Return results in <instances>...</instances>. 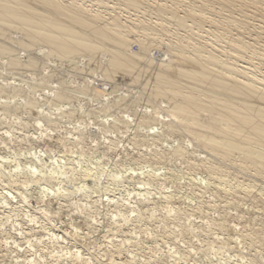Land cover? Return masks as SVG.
<instances>
[{
	"label": "rangeland",
	"instance_id": "374dc122",
	"mask_svg": "<svg viewBox=\"0 0 264 264\" xmlns=\"http://www.w3.org/2000/svg\"><path fill=\"white\" fill-rule=\"evenodd\" d=\"M161 1L165 0H147L143 9L135 10L136 12L125 9L123 3L118 0H74L73 2L79 6L85 5L92 10V15L98 12L97 14H101L105 21L110 18L109 14L119 15L123 19L132 16L131 21L144 14L146 18L156 21L157 15H154L155 13L150 10H153L152 7H156ZM173 1L182 9L190 0ZM196 1L197 4L201 3L200 0ZM209 1L207 6L210 11L207 9L208 13L214 16V10H216V12L220 11V17L223 18L232 15L237 19L247 20L255 29L252 33L245 34L249 41L255 45L264 44V0H230L233 4L232 7L223 11L220 10L219 0ZM64 3L72 2L65 0ZM33 6H35L34 3ZM180 14L182 15V10H180ZM208 21L210 20L208 19ZM208 21L203 23L200 28L215 32L217 27H213ZM188 24L191 23L188 22ZM1 25L3 23L0 20V28L6 26ZM168 27L169 31L165 33L168 38L169 36L173 40L183 38L182 30L175 26ZM4 29L1 30L0 47H7L11 51L8 53L0 51V86H3L0 87L2 93H0V264H59L55 262L58 254L52 252L54 247L65 251V253L79 251L87 264H114V261L116 264H163V262L165 264L168 263L167 251L169 250L175 254H169L171 256L168 260L171 264H173L172 262L174 264H242V262L243 264H264V197L261 196V193H264V179L254 177L253 173L248 176V173L245 174V171L239 167H230L232 163L239 164L237 158L227 161L229 166L214 159L217 164L226 166L227 172L220 175L211 172L206 174L204 171L199 173L197 169L194 170L190 167L191 156L201 154L199 157H208L207 153H204L205 151L200 147H193L192 144L196 146L197 144L193 141L190 143L188 134L182 127H178L180 126L177 124L178 122L166 119L165 122L158 120L155 124V121L148 117L154 106L155 108L163 106L164 109H167L171 104L168 98L167 101L159 99L161 101L158 103L159 101L151 96L149 91L151 87L146 84L150 72L147 71V75L146 71H141L144 74L146 72V75L141 76L140 72L139 79L141 81L138 82L135 79L132 80L131 75L130 80L127 77L128 74L117 72L118 78L115 77L116 80H114L113 77L116 74L112 75L110 76L111 82H109L110 77L106 79L105 75H100L103 74L102 70L100 68L101 72L98 73L99 67H97L100 65L103 68L107 65L108 54H104V57L103 54H100L101 59L98 58L100 64L97 62L98 65H95L96 62H92L91 67H88L89 59L85 56H75V59L73 57L64 58L65 60L61 59L60 62L59 59L49 55L50 58H53L52 61L47 57L48 48L46 45L31 40L27 36V34L29 35L28 28L6 26ZM259 32H262L263 37ZM257 35L261 37L259 43L255 40ZM31 41L36 45L30 44ZM26 44H30L28 46L31 48L28 49ZM135 44L136 42L132 44L131 49L137 53L140 49H137L139 48L138 43ZM154 55L157 56V53L154 52ZM45 56L48 61L45 60ZM32 62V69H30ZM94 65L96 69L93 68ZM92 68L95 73L90 71ZM151 76H149L150 80ZM139 79L137 78V80ZM133 81L136 86L129 84ZM141 87L146 90H142ZM66 93H70V95L68 94L70 97ZM59 94L63 97L67 95L64 98H67V101L62 102L61 97L59 100ZM146 96L148 102L144 100ZM71 97L72 99H70ZM168 101L169 104H167ZM117 104H121L123 107ZM109 109L110 111H107ZM85 112L87 115L84 114ZM145 117L149 119L146 120ZM141 119L143 122L149 123L142 124ZM174 125H178V128ZM136 139L140 140L134 143L133 141ZM182 139L189 141L182 142ZM152 141H159L161 144L156 142L159 144L157 145ZM180 143L192 145V147L189 144L188 147L186 146L190 150H188V155L192 154L182 158L177 156V158L175 156L171 158L169 155L176 150L175 148ZM166 151L167 160L166 158L162 160L157 154L158 152L166 154ZM159 157L162 164L159 163ZM152 173L159 182L148 183ZM201 175L204 177L207 175L205 180ZM215 177L216 179H213ZM218 178L225 181L227 189H231L230 195L224 192L222 189L224 186L220 185ZM190 179L194 182L192 183ZM240 182H245V184L242 185L243 183L240 184ZM248 183L258 187V190H255V193L259 191L256 195L254 193L249 195L241 190ZM146 204L152 207L156 206L157 209L145 212L149 216L146 215V220L143 219V225H140L142 230L139 231V229L135 233L142 245L139 243L140 248H136L128 243L127 246L121 248L124 252L120 253L121 249L112 246L109 241L113 238L121 242L128 241L134 222H129L123 229L124 233L113 231L112 227L108 228L110 223L106 214L111 212L116 214L117 211H121L128 217L133 216L130 218L134 219L137 213L129 210L135 207L139 208L141 205L147 206ZM196 205L203 206L202 210H199ZM150 211L154 212V216L151 218H149ZM131 212L132 215H129ZM4 216H9V218L5 217L4 219ZM122 217L126 218L124 215ZM120 219L121 217L117 216L116 221L123 222ZM163 221H166L165 224ZM129 225L130 227H128ZM95 227L97 231H93ZM167 230L168 232L169 230L176 231V233L173 237L168 238ZM8 231H12V235H9ZM50 233L56 234L57 237L53 235L52 239L54 240H50L47 235ZM116 233L117 235H115ZM126 233L127 235H125ZM94 234L96 235L94 236ZM174 251H180V254ZM65 253L63 257L66 260H62L60 264H71V260H68ZM181 253L183 254L181 255ZM176 255L178 260L177 257L175 258ZM179 256L181 257L179 258ZM133 257L136 259V261H132L134 263L131 262ZM71 262L77 264L74 261Z\"/></svg>",
	"mask_w": 264,
	"mask_h": 264
},
{
	"label": "bare ground",
	"instance_id": "6f19581e",
	"mask_svg": "<svg viewBox=\"0 0 264 264\" xmlns=\"http://www.w3.org/2000/svg\"><path fill=\"white\" fill-rule=\"evenodd\" d=\"M70 1L72 3L66 4V3H64L65 0H0V20L2 21L4 26L5 25L10 26V28L14 27V26L28 28L29 35L27 34V36L31 40L39 41V42L43 43L44 45H46V47L48 48V52H47L48 56L47 57H49V55H50V56L56 58L57 60L59 59V61L61 59L63 60L64 58L67 59V58H72V57L74 58L75 56H85V57H87V59H89V62H88L89 64L87 63L89 65L88 67H91L92 62H94V63L96 62L95 65H98L97 62L101 59L99 56L100 54H103V57H104V54H108L109 59H108V62L106 63L107 65H105L103 68L100 67V65L97 66V67H99L98 71L100 70V68L102 70L103 74H100V75H105L106 79L112 75H115L117 72H121V74L124 72V73L128 74L127 77H129V79L132 76V80L135 79L136 82H138V81H141L139 79L140 78L139 75H141V73H142L141 71L150 72L151 74H149V76L152 75L151 76L152 79L150 80V78L148 76V79L150 81L148 80V83H146V81H147L146 80L145 83L147 84L148 87H151V88H149V91L151 92V96L155 97L158 101H159V99L166 100L168 98L169 101H171V104L168 107V105H167V104H169V101H168V103L166 104L167 105L166 107H168L167 109H164L163 106H161V108L160 107L155 108V106H154L153 111L149 114L148 117H150L151 120L155 121V124H156V121H158V120L164 121L166 119H172L176 123L178 122L177 124H179L180 126H178V125H174V126H176V127L178 126L180 128L182 127V129L184 131H186V133L189 136L188 137L186 135V137H188V139L190 138V143H192L191 141H193L194 143L197 144V146L195 144H192V145H194L193 147L194 148L200 147V149L205 151V152L203 151L204 153H207L208 157L205 156L206 158L202 157V156L199 157L201 154L199 156L198 155L197 156L196 155L191 156L190 157V159H191V163H190L191 166L190 167H192L194 170L197 169V171H199V173L204 171V172H206V174H207V172L208 173L211 172L212 174L218 173V175H220L223 172H227L226 166L224 167V166H222V164L221 165L217 164L216 163L217 161H215L214 159H217L220 163L222 162L226 165L227 161H230L232 159L237 158L239 160V164L232 163L230 165V167H233V166L239 167L240 169L245 171V174L248 173V176H250L253 173L254 177L262 178V180L264 179V44L260 45V43H259L260 38H261L260 36L263 37L262 32L261 33L259 32L260 36L257 35L256 39H255L259 43V45H255L254 43L250 42L249 38H247V36L245 35L246 33L250 34L253 32V30H255L252 28V25L250 24V22L248 23L247 20L237 19V18L233 17L232 15L227 16L225 18L220 17V15H221L220 11L216 12V10H214V16H212L210 13L207 12V9H208V11H210V9L207 6L208 5L207 3L210 2L209 0H200L201 3H199V4H197L196 0H190L183 7L184 9L183 8L180 9L175 4V2L173 0H165L164 2L161 1L156 7H154V6L152 7L153 10H150V12L155 13L154 15H157L156 21H153L151 18H146V16L144 14H142L143 16L137 17L133 21L130 20L132 16H129V18L125 17V19H123V17H121L119 15L109 14L108 16L110 18H108V21H105L101 14H97L98 12L94 13L92 15V10L88 9L85 5L81 4L79 6L77 4H74V2H73L74 0H70ZM118 1L123 3L125 9L133 10V12H136L135 10H139V9L142 10L143 9V5L146 3L147 0H118ZM219 2H220V10L221 11L226 10L227 8L230 9L233 5L230 0H219ZM33 3L35 6H33ZM168 4H170V5H168ZM81 7H82V9H81ZM180 10H182V15L180 14ZM161 16H162V18H161ZM208 19L210 21H208ZM207 21L210 22L213 27H217L215 32L214 31L212 32L211 30H207V31L202 30L200 28V26L203 23H206ZM188 22H190L191 24H188ZM3 25H1V26H3ZM168 26H175L177 29L182 30L184 32L183 38L177 39V40L171 39V36H169V38H168V36L165 34L166 32L169 31ZM212 26H210V27H212ZM240 26H242V27H240ZM5 27L0 28V31L2 29H4ZM202 32L206 33V34L204 35ZM1 34H2V31H1L0 35ZM134 42H136V44L138 43L137 45H139V48H137V49H140V50H138L137 53L133 52L131 49V46L133 47L132 44ZM33 43L34 42L31 41L30 44H33ZM21 44H22V42L20 43V45ZM30 44H28V45H30ZM34 45H36V43H34ZM22 47H24V45H22ZM136 47H138V46H136ZM29 48H31V47L28 46V49ZM100 49H103V50L100 51ZM0 51L2 53H8L11 50L9 48L3 46V47H0ZM154 52L157 53V56L154 55ZM47 53H46V55H47ZM47 57L45 60L48 61ZM52 57L51 58L49 57L50 60L53 59ZM98 58H100V59L98 60ZM54 63H55V61H54ZM239 63H242L243 65L239 64ZM51 64L53 65L52 62H51ZM56 64H58L57 61H56ZM32 65H33V62L30 65L31 66L30 69H32ZM95 65L93 67L94 69H96ZM93 68L90 69L91 72H93ZM100 72L101 71H99L98 73H100ZM146 72H145V74L143 72L141 76L146 75ZM148 72H147V75H148ZM93 73H95V72H93ZM13 74H15V73H13ZM94 77H92V78H94ZM98 77H99V74H98ZM115 77L118 78V75L116 74V76H114L113 78H115ZM144 77H146V76H144ZM137 78L139 80H137ZM111 79L112 78L110 77L109 82H111ZM141 79L144 80L143 78H141ZM114 80H116V78ZM54 81H56V80H54ZM133 82L129 83V84H135L134 86H136L135 81H133ZM145 83H143V84L145 85ZM63 84H66V83H63ZM144 85H143V87H144ZM0 87H3V86H0ZM143 87H141L142 90L145 89ZM141 88H139V89H141ZM17 90H19V89H17ZM0 91H1V88H0ZM121 91H122V89H121ZM126 91H128V90H126ZM70 92H72V91H70ZM82 92L84 94V90ZM68 94L70 95V93H68ZM102 94H105V93H102ZM145 94H146V91H145ZM67 95L63 97V95L59 94V98L58 97L57 98L59 100H60V97L62 99H64L65 97H67ZM147 96L145 97L144 100H146ZM163 96L165 97V99ZM158 97H160V98H158ZM76 98H78V97H76ZM101 98H103V97H101ZM62 99H61V101L63 102L67 98L64 100H62ZM70 99H72V97ZM97 99H99V98H97ZM117 100H118V98H117ZM130 100H132V99H130ZM160 101L158 103H160ZM33 102H35V101H33ZM114 102H116V101H114ZM129 102H131V101H129ZM153 102H154V100H153ZM123 104H125V103H123ZM144 104H145V102H144ZM117 105L120 106L119 104H117ZM133 105H134V103H133ZM146 105H148V104H146ZM118 106H117V108H118ZM115 107H116V105H115ZM82 110H83V108H82ZM107 111H110V109ZM64 112H66V111L64 110ZM81 113H83V112H81ZM86 113L87 112H85L84 114L87 115ZM74 114L75 113L73 112V115ZM109 114H107V115H109ZM89 116H91V115H89ZM140 116H142V115H140ZM148 117H145L146 120ZM113 118H114V116H113ZM142 119H141L142 124L149 123L147 121L143 122L144 119L143 120ZM124 121H126V120H124ZM155 124H154V126H155ZM139 125H138V127H139ZM171 126H173V125H171ZM172 129H174V127H172ZM76 132H78V131L76 130ZM168 132H169V129H168ZM69 133H70V131H69ZM176 133H177V131H176ZM180 135H183V134H180ZM183 136H185V135H183ZM174 137H176V136H174ZM134 138H132V139H134ZM46 139H49V138H46ZM137 139L134 141L132 140V141L134 143H136L140 140V139L139 140H137ZM129 140H130V138H129ZM141 141H143V140H141ZM147 141H148V139H147ZM184 141H185V139L182 142H184ZM187 141H189V140H187ZM187 141H185V142H187ZM152 142L155 144L157 141L156 142L152 141ZM159 144H161V143L159 142ZM159 144H157V145H159ZM188 144L189 143H187L186 145L184 143L178 144V146L175 148L176 150H174V152L169 156H171V158L173 156H175V158L187 157L188 150H189L187 147L190 145V144L189 145ZM151 145H152V143H151ZM151 145H149V146H151ZM192 145H190V147H192ZM138 147H139V145H138ZM115 150H116V148H115ZM191 150H192V148H191ZM169 153L170 152L168 151V154ZM194 153H195V151H194ZM199 153H200V151H199ZM190 154H192V153H190ZM154 155H156V154H154ZM157 155H159L162 158V160L165 158L167 160V156H168L167 151H166V154H165V152H163V153L158 152ZM160 157H159V161H160ZM155 160H156V158H155ZM162 162H164V161H162ZM159 163L162 164L161 161ZM227 166H229V164H227ZM22 172H24V170H22ZM153 174L154 173L150 174V176H149L150 177L148 179L149 184H154V183L159 182V180H157L156 176H154ZM242 174H240V175H242ZM4 175H6V174H4ZM206 176L205 177L202 176L204 178V180H205ZM185 178H187V177H185ZM199 178H201V177H199ZM247 178H249V177H247ZM213 179H216V177ZM217 180H219V178ZM193 182L194 181H192V183ZM218 182L220 183V185L224 186L222 189L224 190V192L227 195L228 194L230 195L232 193L231 189L226 188V186H225L226 184H224L225 183L224 180L220 179ZM242 183L243 182H240V184H242ZM207 184H209V183L207 182ZM244 184H245V182L242 185H244ZM257 188H258L257 186H253V185H250L248 183L241 190L243 192H245L246 194L253 195L252 193H254L256 195V193L259 192V191H256V193H255V190H258ZM205 190H206V188H205ZM220 191H221V189H220ZM213 192H215V191H213ZM225 193H223V194H225ZM257 195L260 196V194H257ZM184 196H186V195H184ZM261 196L264 197V193H261ZM92 203H94V202H92ZM225 205H226V203H225ZM64 206H66V205H64ZM128 206L130 207L131 205H128ZM128 206H127V208H128ZM202 207L197 206V208L199 210H202L201 209ZM214 207H215V205H214ZM225 207H228V206H225ZM230 207H231V205H230ZM154 208L157 209L156 206L152 207L151 205H147V206L141 205V207L139 206V208L135 207L134 209H130V210L126 209V210L132 211L134 213H137L136 215L133 213L136 216L134 219H131L133 216L132 217L130 216L131 217L130 218V217L126 216L121 211H117L116 214H114V212H111L110 214H106V218L109 220V223H110V226H108V225L107 226H108V228L112 227L113 231L116 230V231L124 233L123 229H125V227L129 224V222H134V224L132 225L131 232H130L131 234L128 237L129 238L128 241L124 240V242L123 241L121 242V241L115 240V238H113V240L109 241L112 244V246H115L117 249H121V248H123V246H127L128 243H130L133 247H136V248L139 247L140 248L139 237L136 236L137 234H135V233H137L138 232L137 230H139V229H140L139 231L142 230L141 229L142 227H140V225L141 224L143 225V223H142L143 219H145V217H147L146 215H148L145 212L148 210H152ZM215 208H217V207H215ZM220 209H222V208H220ZM97 210H98V208H97ZM98 212H99V210H98ZM100 212H101V210H100ZM106 212H107V209H106ZM132 212L129 213V215L130 214L132 215ZM104 213H105V211H104ZM101 214H103V213H101ZM4 215H6V214H4ZM122 215H124L126 218L122 217ZM1 216H3V215H1ZM9 216L8 217L4 216V219H5V217H6V219L9 218ZM117 216L121 217V219L124 218V219H122L123 222H121V223H120V221L118 222L119 218L116 221ZM151 216L152 217L154 216L153 211H150V217L149 218H151ZM81 218H83V217H81ZM8 220H10V219H8ZM0 221H1V219H0ZM88 222H90V221H88ZM88 222H86V223H88ZM163 222H161V223H163ZM165 222H164V224H165ZM3 223H4V221L2 222V224ZM130 225H131V223H130ZM130 225L128 227H130ZM88 227H87V229H88ZM90 227H92V226L90 225ZM147 228H148V226H147ZM126 229H129V228H126ZM157 229H159V228H157ZM94 230L97 231V228L95 227L93 229V231ZM8 232H10V231H8ZM11 232L8 234L10 235ZM167 232H168V230H167ZM63 233H65V232H63ZM109 233H110V230H109ZM140 233H142V232H140ZM168 233H169L168 238H170V237H173L175 235L176 231L173 232V231L169 230ZM147 234H145V236H147ZM6 235H7V233H6ZM47 235H48L50 240L52 239L53 235L57 237V235L54 233H50ZM95 235L96 234H94V236ZM115 235H117V233ZM125 235H127V233ZM94 236H91V237H94ZM119 236H121V235H119ZM149 236H150V234H149ZM7 238H9V237H7ZM147 238H148V236H147ZM52 240H54V239H52ZM78 240H79V238H78ZM238 240H239V238H238ZM51 245H52V243H51ZM32 249H33V247H32ZM6 251H8V250H6ZM67 251H68V249H67ZM135 251H137V250L135 249ZM52 252H56L58 254V256H56L57 259L56 260L54 259L55 262H58L60 264L62 260H66L63 257L65 251L58 250L57 247H54V250L52 249ZM121 252H124V251H122V249H121L120 253ZM167 252H168V255L167 254H165V255H167L168 258H170V256H171L169 254L175 255V254L171 253L172 250H169ZM174 252H177L178 254H180V251H174ZM137 253H138V251H137ZM183 253H181V255ZM65 254L68 256V260L74 261L77 264H87L86 260L84 259V257H82V255L80 254L79 251H76V252L68 251ZM194 254H193V256H194ZM7 255H9V254H7ZM128 256H130V255H128ZM131 256H134V255H131ZM140 256H143V255H140ZM190 256H192V255H190ZM153 257H155V256H153ZM176 257H177V255L175 256V258ZM180 257L181 256H179V258ZM168 258H167L168 263H165V264H171L170 261L168 260ZM176 259L178 260V257ZM134 260L136 261V259H134V257H133L131 259V262ZM71 261H70V263L72 264ZM87 262H89V261L87 260ZM62 263H64V262H62ZM132 263H134V262H132ZM172 263L174 264V262H172ZM114 264H116L115 261H114ZM163 264H164V262H163ZM242 264H243V262H242Z\"/></svg>",
	"mask_w": 264,
	"mask_h": 264
}]
</instances>
